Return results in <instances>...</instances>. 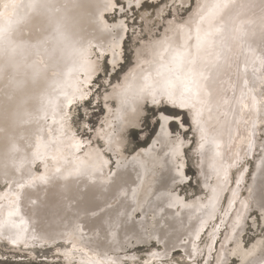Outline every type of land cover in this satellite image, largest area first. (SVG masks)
<instances>
[{
	"label": "bare ground",
	"instance_id": "bare-ground-1",
	"mask_svg": "<svg viewBox=\"0 0 264 264\" xmlns=\"http://www.w3.org/2000/svg\"><path fill=\"white\" fill-rule=\"evenodd\" d=\"M12 2L0 0L5 17L12 10H5L3 4ZM14 2L26 5L29 0ZM104 2L54 0L61 6L57 16L64 17L67 33L87 49V59L101 68L105 58L111 71L123 60L127 33L133 32L138 41L128 68L116 79L104 78L103 93L97 95L103 114L93 125L86 120L92 112L88 106L83 105L84 119L79 122L74 120V112L91 95L96 76L90 85L80 83L82 72L73 71L65 77L74 67L73 61L78 67L79 56L68 50L62 53L60 47L53 52V41L47 44L48 51L41 48L39 55L29 47L51 32L46 15L29 12L12 25L11 37L17 48L0 78V127L13 137L20 151L14 154V166L5 156L10 143L0 141V222L4 225L0 243L4 241L17 251L46 245L54 252L52 259L59 256L63 264H264V219H260L259 210L264 198V65L257 59L264 54V0H233L227 10L226 21L237 39H230L231 51L211 71V96L205 98L202 118L203 141L192 110L166 102L154 105L151 97L145 94V98L136 99V94L144 85L143 75L152 72L155 79L161 55L167 62L181 45H189L198 65L214 58L208 50L197 53L195 48L199 18L194 13L198 4L212 0L162 2L152 17L142 10L140 17L145 23L137 27L119 10L103 12L101 23ZM127 2L123 0L124 5ZM169 7L172 13L165 16ZM16 11L23 17L28 10ZM11 18L15 21L16 17ZM121 21L123 29L113 27ZM6 24L7 19L0 18V25ZM152 24L162 27L153 28ZM189 30L191 41L187 39ZM114 43L119 44L115 68L111 63ZM41 60L49 69L33 80L31 65ZM134 69L137 79L132 80L128 74ZM54 80L62 82L69 95L77 87L89 94L83 100L77 94L70 107L59 96L61 107L53 112L47 99L58 95L52 91ZM124 99L129 101L127 105H122ZM147 102L158 109L152 116V123L157 122L155 132L149 142L132 149L129 132L145 124ZM164 108L180 113L165 122L161 120ZM184 112L188 122L181 114ZM77 141L81 142L79 150L74 147ZM188 147L198 190L190 186L183 192L191 178L186 169ZM37 151L39 158L33 156ZM21 160L23 166L19 167ZM57 168L62 176L56 173ZM77 168L85 174H76ZM109 173L117 174L112 182L106 179ZM40 176L49 177V183H42ZM234 191L238 195L229 207ZM242 202L248 204L247 209ZM253 213L259 215L254 223L257 232L246 243ZM149 244L144 255L135 250ZM174 250L181 251L185 262L175 261Z\"/></svg>",
	"mask_w": 264,
	"mask_h": 264
},
{
	"label": "snow or ice",
	"instance_id": "snow-or-ice-1",
	"mask_svg": "<svg viewBox=\"0 0 264 264\" xmlns=\"http://www.w3.org/2000/svg\"><path fill=\"white\" fill-rule=\"evenodd\" d=\"M139 8L141 7V0H128L127 5L120 3V0H105L103 8L101 10V20L102 13L109 10H119L121 12L125 11V8L131 9L132 7ZM183 6V5H181ZM233 6V0H212L211 3H206L203 5H197V11L194 13V16L198 17V22L195 27V48L197 53L202 49L208 50L210 56H214L213 59L203 61L199 65L197 60L192 57L189 45H181L180 48L174 49L173 54L171 55L170 60L164 62V57L161 55V63L157 65L155 69V79L153 78L152 72H147L143 75L144 85L139 89L136 94V99L145 98V94L151 97V102L156 105L162 102L173 105L174 107H179L181 109H190L193 111V121L198 126V130L201 133V140H206L205 129L202 124L204 106L206 104V97L211 96L209 90V80L211 79V71L213 68L217 67L219 62L226 59L227 53L231 51L229 41L230 39H237L236 36L231 35L232 30L230 29L227 21V10ZM5 10L11 9L12 12L9 17H5V12H0V18H6L7 24L0 25V78L3 77L4 72L9 67L11 57L16 52L17 46L14 44L11 31L13 23H19L21 20L25 19L29 12H35L38 14H43L47 16L49 25L51 26V32L49 35L45 36L43 40H38L36 44L29 45V47L36 49L37 55H39L41 48L45 52L48 51L47 44L49 41L54 42L53 52L57 50V47H60V51L63 53L65 50L70 51L71 53H76L79 56L78 67H76L77 61H73L74 67L69 69L68 72L64 73L65 77H70L73 71L82 72L84 74V80L80 82L82 85H90L94 76H98L100 72L107 73V68H101L98 63L89 61L87 59V49L83 46H79L78 41H74L71 36L67 33L64 17L57 16L61 12V6H58L54 3V0H29V3L17 4L5 3L3 4ZM26 8L28 11L25 12L24 16L21 17L17 14V9ZM15 16V21L11 18ZM207 24L206 29L202 28V25ZM107 27V25H105ZM113 27L124 28L123 21L119 25H113ZM180 27H183L181 25ZM126 30V29H125ZM243 33H241L242 38ZM187 39L192 40L191 30L188 32ZM164 43V41H161ZM91 47V45H89ZM119 47L118 43L112 45L113 61H111L113 68L116 66L115 57L117 56L116 48ZM168 51V48L164 49ZM103 55V54H101ZM51 59V56L49 57ZM260 60L261 64L264 65V54L257 57ZM54 66V65H53ZM33 68L32 78L35 80L37 77H40L43 73L47 72L49 65L44 63L43 60L37 63L33 62L31 65ZM139 67V65H138ZM54 76L58 74L53 73ZM132 80L137 79V74L135 69L128 74ZM126 80L128 77L125 78ZM56 87L52 89L54 93L58 92V95L55 98L49 97L47 99V106H50L55 112L58 107H61V102L59 101V96L64 97L66 102L65 106L70 107L79 95V99L83 100L89 94L88 92L82 91L80 87H77L75 92L71 95L64 90L62 82L54 80L53 82ZM127 91V89H125ZM129 101L127 99L122 100V105H127ZM133 110H135L133 108ZM119 113V110H117ZM167 110L161 111V120L169 121L178 116V113L167 112ZM121 117L117 115V119ZM183 125H181L182 127ZM163 127V125H162ZM0 141H5L10 143V147L7 149L5 156L10 158L15 166V156L14 154L20 151L18 145L15 143L13 137L7 132L4 127H0ZM40 145H37L39 149ZM74 147L79 150L81 147V142L77 141ZM201 149L204 147L202 143L200 145ZM35 158H39L38 151L33 153ZM135 159V158H134ZM104 164H107V161H103ZM23 166V160H21L19 167ZM119 167V165H117ZM17 167V170H19ZM56 173L63 175L59 168L56 169ZM72 173H69L71 175ZM76 174L82 175L85 174V170L81 168L76 169ZM114 178H117L116 173H109L107 176V181L112 182ZM49 177L40 176L39 180L42 183H49ZM29 184H32V180L28 181ZM239 184V181H237ZM20 187H24L23 184ZM126 194V193H125ZM133 198L135 197V189L132 190ZM237 192H233V200L229 201V207L232 206ZM35 203V201H33ZM242 207L244 209L248 208V204L242 202ZM259 210H260V219H264V198L259 201ZM227 215V213H225ZM10 216L12 213L9 214ZM211 217V213H209ZM240 215L236 217V223L240 222ZM14 223V222H13ZM223 223V221H221ZM3 222H0V228H3ZM204 222H201V230H203ZM218 231V228L216 229ZM214 235V233H213ZM197 237H199V232H197ZM15 242V241H14ZM110 264H115L114 261H111Z\"/></svg>",
	"mask_w": 264,
	"mask_h": 264
},
{
	"label": "rangeland",
	"instance_id": "rangeland-1",
	"mask_svg": "<svg viewBox=\"0 0 264 264\" xmlns=\"http://www.w3.org/2000/svg\"><path fill=\"white\" fill-rule=\"evenodd\" d=\"M170 0H159V1H150V0H143L141 3V7L136 8L132 7L131 9L127 8L125 9L122 14L128 18V22L130 24H134L136 27L143 26L145 21L141 20L140 17V12L142 10H147L148 16L152 17L155 13V10L159 8V5L163 4L162 2H167ZM120 3L123 4V0H120ZM172 13L171 8L169 7L167 14ZM153 28L159 29L162 27L161 24H152ZM133 32L127 33L125 39H124V58L121 60L116 66L114 71H111V68L109 66V61L104 59L103 62V68H107V73L105 72H100L98 76H96L93 80V91L91 95L83 102L84 104H79V106L75 107V112H74V120L76 122H79L84 119V108L83 105H86L89 107L90 110H92L91 115L86 118L88 122H90L92 125L96 124L100 118V116L103 114V111L101 109V99L97 98V95L103 93L104 89V78H110V79H116L117 77L120 76L121 72L124 71L125 69L128 68V66L132 62L133 58V50H134V44L138 41H135L133 38ZM146 32H144L145 34ZM95 84L97 85L95 87ZM98 99V102H95V100ZM98 105V106H97ZM100 105V106H99ZM147 112L144 114L145 117V124L141 127H138L136 130L130 129L129 132V140L130 144L132 145V149L135 148L136 146L145 143L146 141L149 142V139L152 137L153 133L155 132V124L157 122L152 123V116L158 112V109L154 107V105L149 104L148 102L145 105ZM162 110H167V112H174V113H180L176 112L173 110H168L167 108H164ZM180 111V110H179ZM76 113V114H75ZM183 115V118L186 122H188V116L186 113H181ZM172 128L176 129L177 125L176 123H171ZM87 129V128H86ZM147 132V136L143 137L142 134L144 131ZM188 130V129H187ZM190 133V131H186V134ZM192 145V143H191ZM186 156H187V171L190 175V179L188 180L187 184L183 186V192H186L190 186L198 190V181L196 180V168L193 165V154L191 151V148L188 147L185 150ZM254 219H249V227H248V232L245 233V241L248 243L252 238H254L255 233L257 232V227L254 226V223H258L259 220V215L253 213ZM152 244L155 243L154 241ZM6 242L2 241L0 243V264H63V261L60 259L59 256H56L55 258L52 259V255L54 252L49 249L48 246H39V245H34L30 246L29 248H24L22 251H17V249H14L12 247H7ZM149 245H140L136 246L134 249L138 250L141 252L142 255H144L145 252L148 251ZM14 249V250H13ZM133 249V250H134ZM19 250V249H18ZM25 250V251H24ZM31 252V253H30ZM7 254V255H6ZM9 254V255H8ZM3 255V256H2ZM181 251L180 250H174L172 253V257L175 259L177 262H185L183 258H181ZM13 257V258H12ZM124 264H129L127 261ZM212 264V263H210Z\"/></svg>",
	"mask_w": 264,
	"mask_h": 264
},
{
	"label": "water",
	"instance_id": "water-1",
	"mask_svg": "<svg viewBox=\"0 0 264 264\" xmlns=\"http://www.w3.org/2000/svg\"><path fill=\"white\" fill-rule=\"evenodd\" d=\"M168 110L170 109V108H167ZM173 111H176V112H178V110H176L175 108H171ZM184 113H186V112H184Z\"/></svg>",
	"mask_w": 264,
	"mask_h": 264
}]
</instances>
